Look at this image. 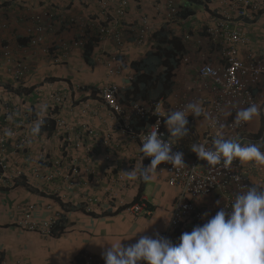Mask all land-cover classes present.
I'll return each mask as SVG.
<instances>
[{
  "label": "built area",
  "instance_id": "obj_1",
  "mask_svg": "<svg viewBox=\"0 0 264 264\" xmlns=\"http://www.w3.org/2000/svg\"><path fill=\"white\" fill-rule=\"evenodd\" d=\"M26 1L0 0V33L10 25L5 7H23L22 36L44 66L34 69L26 59L16 58L0 34V77L4 70L3 77L14 88L24 91L30 90L28 83L36 81L32 76L37 73L39 80L47 83V91L28 92L40 98L43 94L40 105L28 106L23 116L12 123L10 115L0 122V198L16 189L29 190L33 182L37 186H52L48 196L59 210L53 209V202L46 206L34 201L18 204L10 222L22 232L51 238L60 220L66 221L73 210L86 215L98 209L109 210L110 214L122 209L134 216L150 213L145 200L132 202L120 195L128 184L122 168L114 178H107V184H102L104 180L96 175L94 160L99 151H106L104 159L110 169L114 168L121 161L112 152L124 150L126 144L134 145L138 163L134 168L137 179L143 182L139 170L151 161L142 160L139 151L145 135L154 131L159 122L158 134L170 139L163 129L168 100L159 99L148 108L135 101L124 103L120 97L131 89L135 79L131 65L152 51L156 46L154 35L160 30L179 38L185 46L173 91L177 90L176 80L182 67H192L196 72V82L184 85L186 98L177 100L172 110L187 112L190 103L202 105L205 131L199 144L211 147L220 134L242 145L264 143V55L250 49V30L264 22V0H38L33 4ZM194 5L202 6L203 12ZM88 41L95 43L87 64L84 48ZM58 76L62 80L53 79ZM3 87L1 84L0 93ZM252 103L261 106L259 118L236 126V113ZM63 111H68L69 116H64ZM35 113L37 117L33 118ZM150 116L153 122L137 130L134 120L148 121ZM48 119L62 136L59 152L51 157L42 154L41 160L35 158L37 161L30 159ZM252 121L258 124L257 138L247 136ZM38 123L39 132H34ZM172 151L183 153L185 167L162 163L151 180L177 189L171 219L158 234L176 244L182 233L206 223L221 208L230 210L233 198L254 185L245 177L238 160L228 167H208L197 156L189 158L175 144ZM98 182L99 192L89 190ZM78 191L81 199L72 200ZM209 197L215 198L212 208L198 211L195 204ZM82 260L84 264H105L103 258L87 253Z\"/></svg>",
  "mask_w": 264,
  "mask_h": 264
},
{
  "label": "crops",
  "instance_id": "obj_2",
  "mask_svg": "<svg viewBox=\"0 0 264 264\" xmlns=\"http://www.w3.org/2000/svg\"><path fill=\"white\" fill-rule=\"evenodd\" d=\"M35 1L38 0H27L26 2L33 4ZM5 13L6 21L10 25L7 31L0 33L5 40L4 43L10 45L16 58L26 59L29 61L27 63L32 65L34 69L38 68L40 70L44 65L35 56L33 51L28 48L27 41L22 36L25 25L23 7L11 9L7 6L5 7ZM250 39L252 41L250 49H253L257 55H264V22H261L257 27L250 30ZM63 72L66 71L64 70ZM2 73L6 75L4 70ZM2 73L0 85L3 84L4 87L1 89L2 93H0V122L4 120L3 117L5 118L6 115H10L12 123L23 116V111L28 106L32 105L33 108L39 106L43 94L41 93V98L38 95L30 96L27 90L22 91L14 88L12 82L7 77H3ZM32 78L36 81L31 84L28 83V86H31V93L36 94L37 91H47L44 89L47 83L41 82L37 73ZM55 78L53 79L56 81L62 80L60 76ZM196 80L197 75L192 67H182L179 79L176 80L177 90L171 92V95L167 99L170 105L166 104V109H172L173 104L177 100L186 98L187 95L184 88L187 82H196ZM88 84L91 85L93 82H89ZM23 92L28 96L23 95ZM193 95L189 94L190 97ZM76 98H74L75 101ZM63 112H66L63 113L64 116H69L68 111ZM35 117H37L36 113L33 115V118ZM186 119L191 128L192 137L195 135L201 139L205 131L204 122L201 117L189 114ZM136 120H134L136 129H143L142 127H138ZM246 132L247 136L258 137V124L256 121L249 123ZM61 140L62 136L54 122L51 119L45 120L30 159L33 157V160H41L42 154H45L46 157L55 156L59 152L58 147L61 145ZM257 145L264 152V143ZM43 148L46 150L45 152L41 151ZM105 153L106 151H99L94 160V170L96 175L101 179L100 181L104 180L102 184H107V178H114L122 168L126 173L128 184L126 189H122L120 195L132 202H138L140 199L145 200L148 203L150 213L134 216L122 209L117 214H110L109 210L102 211L98 209L96 213L86 215L73 210L68 213L67 222L59 235L48 239L41 238L36 233L22 232L10 222V219L16 214L17 205L27 201L37 202L39 206H46L49 202H53L54 204L50 205H52L54 210H59L57 203L48 196V192L52 186H37V184L32 182L29 188L30 191L16 189L2 195L0 198V262H11L18 259L21 261V264H83L82 256L86 253L93 257L103 258V253L111 245H115L121 240V244L127 246L136 243L144 235L156 238L157 234L168 226L177 196V189L162 181L151 180L149 182H141L138 179L130 180L128 178L127 172L132 171V168L136 171L134 166L137 168L138 165L136 146L126 144L124 150L120 149L119 151L112 152L114 156L120 157L121 163L111 169L109 162L104 159ZM20 162H22V159H20ZM240 166L245 177L252 185H264V165L256 162H240ZM98 184L99 182L95 185L93 184L89 190L94 191V193L99 192L101 189L96 188ZM79 189L84 191L83 188ZM80 199V191L72 195V200L79 201ZM121 199L123 198L121 197ZM214 200L215 198L213 197L204 199L195 204L196 209L207 212L214 205ZM42 215L43 213H41Z\"/></svg>",
  "mask_w": 264,
  "mask_h": 264
},
{
  "label": "clouds",
  "instance_id": "obj_3",
  "mask_svg": "<svg viewBox=\"0 0 264 264\" xmlns=\"http://www.w3.org/2000/svg\"><path fill=\"white\" fill-rule=\"evenodd\" d=\"M187 109V112L174 110L167 113L165 126L170 139L165 140L158 134L159 122L154 131L145 135L139 151L142 160L151 158V161L139 170V178L144 182L152 179L157 166L162 163L185 167L183 153L173 152V144L175 139L189 135L186 119L189 114L195 117L205 114L200 103H190ZM260 112L261 106L252 103L236 113L233 123L239 126L258 119ZM39 128L38 123L33 131L39 132ZM190 151L208 167L221 164L228 167L234 160L264 165V152L257 144L242 145L237 140L225 139L222 134L217 135L211 147L193 143ZM127 175L130 180L138 178L134 170ZM121 241L103 253L105 264H264V185L247 187L233 198L230 210L221 208L206 223L182 233L176 244L158 234L156 238L141 236L136 243L127 246Z\"/></svg>",
  "mask_w": 264,
  "mask_h": 264
},
{
  "label": "trees",
  "instance_id": "obj_4",
  "mask_svg": "<svg viewBox=\"0 0 264 264\" xmlns=\"http://www.w3.org/2000/svg\"><path fill=\"white\" fill-rule=\"evenodd\" d=\"M154 38L156 46L152 51L147 53L143 59L131 65V69L135 73V79L131 84V89L126 90L120 96L124 103L135 101L142 106L152 108L157 100H167L175 88L174 79L179 70L183 54L185 53V46L179 38L171 36L166 30H160L154 35ZM94 43V41H88L85 45L84 59L87 64L90 63ZM27 91L30 92V90ZM171 111H173L171 108L167 109V113ZM165 119L163 129L170 138V132L165 126ZM136 122L138 127L145 128L153 122V118L150 116L148 121H140L137 119ZM187 127L189 128L188 136L183 139H171H175L174 144L189 158H194L196 154L191 152L190 148L193 143L199 144L200 139L195 135L192 137V131L188 123ZM65 224V220H60L54 228V237L62 232Z\"/></svg>",
  "mask_w": 264,
  "mask_h": 264
},
{
  "label": "rangeland",
  "instance_id": "obj_5",
  "mask_svg": "<svg viewBox=\"0 0 264 264\" xmlns=\"http://www.w3.org/2000/svg\"><path fill=\"white\" fill-rule=\"evenodd\" d=\"M194 8L200 12H203V7L202 6H198V5H194Z\"/></svg>",
  "mask_w": 264,
  "mask_h": 264
}]
</instances>
